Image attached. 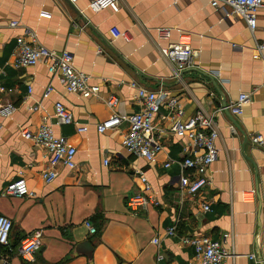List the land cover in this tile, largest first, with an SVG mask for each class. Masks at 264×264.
<instances>
[{
	"label": "crops",
	"instance_id": "obj_1",
	"mask_svg": "<svg viewBox=\"0 0 264 264\" xmlns=\"http://www.w3.org/2000/svg\"><path fill=\"white\" fill-rule=\"evenodd\" d=\"M90 1L0 0V84L6 88L0 92V110L15 107L7 115L0 113V215L13 221L11 246L0 245V264H188L194 248L180 236L202 234L226 236L237 256L225 264H258L248 255L264 260V147L251 141L255 133L264 135V47L259 48L264 46V10L252 32L244 19L226 17L211 0H119L99 12L89 8ZM11 21L18 25L10 26ZM161 26L172 29L169 39L158 37ZM181 32L190 36L194 66L178 78L160 47L175 42ZM19 36L70 51L75 67L90 76V84L100 86L98 95L68 92L45 62L14 66ZM133 82L178 96L185 118L198 111L216 113L218 155L209 169L211 184L201 195L190 197L180 190L181 165L164 166L168 157L198 152L192 141L169 130V121L157 122L165 127L164 149L151 161L122 145L127 122L97 130L113 112L105 101L111 94L119 98V113L140 110ZM49 85L53 90L45 96ZM242 92L251 96L243 114L218 112ZM57 101L77 124L57 123ZM43 118L77 148V165H60L50 183L41 176L50 162L48 152L22 134L23 129L37 130ZM82 125L86 129L79 131ZM139 170L145 171L159 204L133 212L127 200L141 189ZM21 176L36 195H2ZM206 200L210 211L202 208ZM173 225L177 235H165ZM37 229L43 232V246L29 261L18 249ZM157 236L159 245L152 241Z\"/></svg>",
	"mask_w": 264,
	"mask_h": 264
},
{
	"label": "built area",
	"instance_id": "obj_2",
	"mask_svg": "<svg viewBox=\"0 0 264 264\" xmlns=\"http://www.w3.org/2000/svg\"><path fill=\"white\" fill-rule=\"evenodd\" d=\"M76 2L77 0H70ZM119 0H91L89 8L94 12H99L106 8L114 7ZM211 5L216 9H222L226 17L237 16L245 20L250 31L254 32L257 27L258 15L264 10V0H211ZM10 26H17L18 21H11ZM157 34L160 39H169L172 29L170 27H157ZM121 36L130 39L127 32H121ZM263 45H259L263 49ZM162 57L171 62L175 67V76L182 77L185 69L194 66V51L191 46L190 36L179 33L175 42L160 47ZM74 56L68 50L55 51L36 41H29L24 36L17 37V44L13 54L12 64L17 67L33 66L41 62L47 64L48 70L53 75H58L60 81L68 92L79 93L84 97L98 95L100 86L89 83V75L78 70L74 65ZM2 69L0 68V77ZM137 86V99L140 103V110L123 115L115 110L119 98L111 94L106 98L107 105L113 110L112 114L97 124L99 132L113 130L118 128L123 122L128 123L127 131L123 135L122 145L131 153L138 157L154 160L156 154L164 149L161 139L165 131L161 123L169 121V130L175 135L189 139L196 152L186 153L181 158L168 157L164 166L169 168L173 163H178L184 170L179 176L180 190L187 196L196 197L204 193L211 184L209 169L215 162L218 155L216 141L220 136L218 124L215 119L216 113H206L198 111L195 115L188 118L184 117V108L180 98L169 93L167 89L160 87L156 90L147 87ZM53 90L49 85L45 91V96ZM6 88L0 84V92H5ZM32 87H30V92ZM251 101L249 93L242 92L236 101L229 105H224L218 109V112L229 110L233 114L240 115L244 112V106ZM15 107L8 105L0 110L2 114L11 113ZM166 109L168 113H165ZM55 118L58 124H72L74 120L73 113L61 101L55 103ZM234 132L235 128L230 126ZM86 126H78L79 131H84ZM162 132V133H160ZM22 134L25 138L31 140L35 145L44 148L49 156V165L41 173L43 180L50 183L58 175V167L65 165L74 168L77 164L75 154L76 146L64 135H56L53 127L43 118L37 130L23 129ZM254 145L264 147V135L255 133L251 136ZM110 162V156L104 159L105 165ZM141 179V189L139 192L131 195L127 200L129 209L137 212L141 209L146 210L150 206L159 204V200L153 191V187L145 171L139 170ZM2 195H18L22 197H34L35 191L30 189L26 179L21 176L5 187ZM208 200L202 202V208L210 211L211 206ZM85 224L91 233L96 228L90 221ZM13 228V221L5 215H0V245L10 247V234ZM165 235L176 236V226H170L166 229ZM182 243L189 244L194 248V256L188 264H225L228 257H236L237 253L233 248L226 244V236L223 238H213L209 235H184L180 236ZM153 243L159 245L160 237H154ZM43 246V232L37 229L25 237L18 249L19 255L26 260H34L36 253ZM258 264H263L264 260L257 257L256 254L248 255ZM158 255V259H162Z\"/></svg>",
	"mask_w": 264,
	"mask_h": 264
},
{
	"label": "water",
	"instance_id": "obj_3",
	"mask_svg": "<svg viewBox=\"0 0 264 264\" xmlns=\"http://www.w3.org/2000/svg\"><path fill=\"white\" fill-rule=\"evenodd\" d=\"M229 112V111H228Z\"/></svg>",
	"mask_w": 264,
	"mask_h": 264
}]
</instances>
